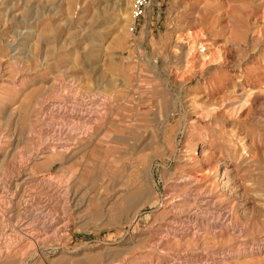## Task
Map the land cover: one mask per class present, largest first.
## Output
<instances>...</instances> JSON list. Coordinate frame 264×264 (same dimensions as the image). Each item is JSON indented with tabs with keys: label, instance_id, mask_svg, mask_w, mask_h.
I'll return each mask as SVG.
<instances>
[{
	"label": "rangeland",
	"instance_id": "1",
	"mask_svg": "<svg viewBox=\"0 0 264 264\" xmlns=\"http://www.w3.org/2000/svg\"><path fill=\"white\" fill-rule=\"evenodd\" d=\"M134 8L0 0L5 232L39 234L5 264H264V0ZM183 175L233 227L157 248Z\"/></svg>",
	"mask_w": 264,
	"mask_h": 264
},
{
	"label": "bare ground",
	"instance_id": "2",
	"mask_svg": "<svg viewBox=\"0 0 264 264\" xmlns=\"http://www.w3.org/2000/svg\"><path fill=\"white\" fill-rule=\"evenodd\" d=\"M192 46L193 45L191 44V47ZM202 46H206V44ZM200 57L202 58L203 61L206 60L204 59L205 55H200ZM95 100L96 99H94V101ZM231 137L233 139V136ZM185 158H182L181 162L183 163L188 162ZM206 169L208 170L209 167H206ZM201 176H205V174ZM202 178L194 177L192 175H183L182 177H179V181L188 183L190 187L187 190H185V193L183 195L182 194L180 195V200H181L180 204L170 203V206L168 205L170 208L169 213L172 216L171 218L172 223L170 224L169 228H166L167 233L161 239V241H159L160 243L157 244V248H162L163 246H165V241L168 239H172V238L199 239L202 237H206V235L212 231L217 232V230L229 229L233 227L234 219H233L232 211L217 208L216 203L213 202V200L204 193L203 189L202 188L200 189V187L198 186L199 185L198 182ZM10 195H11L10 182L9 183L0 182V264H5L8 258L21 260L22 257L21 254H23V251H21V249L24 246L23 242L29 244L30 250L31 248L32 250H36L37 243L39 242V234L37 233L38 230L35 229L34 232L30 234H26V232L24 233L23 231L21 232L20 230L19 233L17 234L16 239L9 238L10 236L6 235L5 230L9 226V222L13 218V214H11L12 212H10L11 209V202L9 197ZM149 198L150 196L146 193H144L141 197L139 193L133 194L130 200L128 201V203H126L127 205L124 206L123 214H127V213L129 214L134 207H136L137 210L140 211L141 209L140 207L144 204L145 201L148 202ZM153 203H154L153 204L154 207L156 208L161 205V202H153ZM15 204L16 207H18L20 205V202ZM188 204L191 206L190 208L185 207ZM138 213L139 212H137L136 214L138 215ZM51 220L50 219L46 220L47 228L51 227V223H52ZM257 247H258L257 249H259L261 253L264 252V243L260 242L259 244H257Z\"/></svg>",
	"mask_w": 264,
	"mask_h": 264
},
{
	"label": "built area",
	"instance_id": "3",
	"mask_svg": "<svg viewBox=\"0 0 264 264\" xmlns=\"http://www.w3.org/2000/svg\"><path fill=\"white\" fill-rule=\"evenodd\" d=\"M147 0H135V8L133 10L134 16L142 12V6L145 5Z\"/></svg>",
	"mask_w": 264,
	"mask_h": 264
}]
</instances>
